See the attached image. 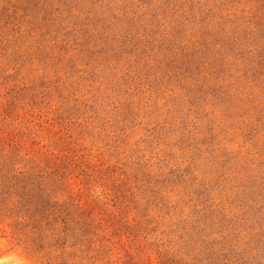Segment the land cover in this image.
Wrapping results in <instances>:
<instances>
[{
    "label": "rangeland",
    "instance_id": "374dc122",
    "mask_svg": "<svg viewBox=\"0 0 264 264\" xmlns=\"http://www.w3.org/2000/svg\"><path fill=\"white\" fill-rule=\"evenodd\" d=\"M173 6V0H0V113L6 112L8 97H22L13 106L21 115L7 121L15 122L8 136H15L17 145L1 142L0 153L44 156L41 169L46 156L56 166L67 155H82L70 161L64 183L53 177L54 189L57 185L68 211L79 212L92 232L90 239L80 232L69 239L73 246L60 261L264 264V47L249 30L253 23L242 24L260 3L213 4V9L234 11L240 19L229 25L248 35L239 51L229 53L220 90L203 88L200 70L211 69L207 52L179 47L182 56L161 48L156 55L139 54L148 46L140 42L156 43L163 30L173 29ZM27 19L34 28L41 22L40 28L27 33ZM214 35L211 31L208 37L211 50L217 46L210 44ZM72 55L84 65L69 74L65 68ZM186 55L197 66L187 63L183 77L173 76L174 64L186 63ZM135 74L142 85L134 88L128 76ZM84 76L92 81L86 83ZM60 77L71 82L62 97ZM121 93L128 99L133 95L128 106L138 112L122 138L118 127L110 133L103 123ZM67 94L72 119H65L69 130L63 137L59 129L65 120L59 116ZM136 157L143 164H135ZM106 161L127 178L120 193L102 178ZM7 231L0 228V264H36Z\"/></svg>",
    "mask_w": 264,
    "mask_h": 264
},
{
    "label": "trees",
    "instance_id": "16d2710c",
    "mask_svg": "<svg viewBox=\"0 0 264 264\" xmlns=\"http://www.w3.org/2000/svg\"><path fill=\"white\" fill-rule=\"evenodd\" d=\"M173 1L174 8L172 9L175 10L173 11L175 15L170 14L171 17H174L175 23L173 29L166 31L163 30L164 37L159 38L158 40H156V38H152V40L157 41L156 43H153L151 40L147 42V39L144 40L145 43L140 42L143 45L147 43L148 46H146V49L142 51L140 48L139 54L150 53L156 55V49L161 48L167 49L174 55L178 54L182 56V53H180L178 50L179 47L186 51H188L187 49L193 50V47H195L200 51L202 50L207 52L210 56V59L206 60V62H208L207 65L211 66V69L206 70L202 68L200 70L204 85V87H201L205 89L220 90L221 87L224 86L223 83L225 81V77L222 73L227 67L226 61H229V53L239 51L238 48L242 42V38L246 36L248 37L246 34H236L233 30V27L229 25L230 22L233 23L234 21H239L240 17H238L234 11L228 9L227 7H224V9L220 8V6H225L226 0H211V3L205 0ZM215 1H219L220 4L217 9H213V4ZM233 1L237 2L238 0ZM258 2L260 3V7L254 10L255 13L253 12L250 18L247 20L244 18L242 20V24L244 21L245 24L248 22L253 23L249 30L255 37L259 38L260 40L263 39L262 46L264 47V0H258ZM198 4L200 5L198 7L199 13L197 15V13L194 12V8L197 7ZM204 9L206 10L204 11ZM27 10L36 13L35 9L33 8H28ZM242 11L243 9L239 10V12ZM40 23L37 21L35 22L36 28H40ZM25 24L27 33L30 31L34 33L36 29L33 27L34 23L32 24V22L27 19L25 20ZM211 31H214L217 35H214L212 38L210 42L211 45L218 46L224 42L222 46L224 48L220 49V52L217 50V46H212L215 48L214 50L209 48L208 37ZM140 35L141 39L145 38V34ZM219 36H223V39L219 38ZM173 39L183 40L181 42H174ZM139 45L140 44L135 45V48H139ZM221 50L223 52H221ZM194 52L196 53L197 50H194ZM68 53L69 52H67V54ZM57 54L59 55V61H61L60 58L63 57L62 55L60 57V50ZM186 57V63H184V61H178L177 64H174L175 72L173 76L179 75L183 77V71L186 70L187 63L197 66V61L194 60L193 57H189L187 55ZM262 59L264 63V57ZM67 60L70 62V64L65 68L66 72L70 74L69 70L72 69L75 71H82L84 63L81 64L80 60L76 59V56L73 57L72 55L68 57ZM135 70L132 71L135 72ZM135 77H139V74H135L134 77L133 75L128 76L130 80L129 82L134 86V88L136 86L142 85V83L139 84L138 81L135 82ZM76 80L77 79L74 81ZM83 80L87 81L86 83L92 81H89L90 78L88 76H84ZM59 82L60 87L64 91H61L58 96L62 97L63 92H69L67 90L69 89L71 82H68L66 79H61V77ZM100 82L101 81H99V84H104ZM136 83L138 85H136ZM46 84H48V81ZM46 84L44 86H39H49ZM21 90L23 91L24 89ZM31 90L33 91L34 89ZM35 90H37V87ZM18 91L19 90H15V93ZM32 91L27 96L30 100L27 102V105L32 103V96H34ZM129 94L130 99L124 97L123 93H121L120 99L117 101L115 106V111H113L114 113L108 115V118H104L105 120L103 122L105 125V130H108L110 133L115 134L116 131L115 129L109 128L115 126L118 127L117 131L119 132L118 136L120 138L128 134V129L132 124L130 122L133 121L134 115H137L138 113L135 107L130 109L128 106L134 104V100L132 98L133 95L131 93ZM116 96L118 97V95ZM21 98L22 97H18L17 94L12 95V97H8L7 105L4 108L6 112L4 114L0 113V143L4 142L6 144H10L12 141L14 144H16L15 136H8L10 135V132H13L12 129L15 122L7 124V121L10 119L14 120V118H11L14 114L18 115V117L21 115L17 108H13V106L18 105V100ZM63 98H66L64 101L66 108L64 111H61L59 117L63 120L66 118V120H68V118L72 119V115L70 113L72 111V106L69 105L72 97L71 95L67 94ZM75 100L77 101L76 98L74 101ZM131 100H133V102ZM111 112L112 111H109V113ZM31 115H33V113ZM114 116L116 117L114 118ZM66 120L63 122V126L59 129L61 136L63 137L67 136V132L69 130V123H66ZM110 120H113V122H110ZM17 122L19 123V121ZM51 122L52 121H48L47 123L51 124ZM26 125L27 132L33 133V125L30 123H26ZM24 126L25 124H23L22 127L18 129V131L15 128L16 132H20V129L22 131ZM32 141H34V139H32ZM80 155V153H75L72 157L67 155L63 165H56L59 166L57 171L55 168L56 166L51 165L52 161L50 160L49 156H46L45 159L47 165L41 169L38 162H44V156L40 157L31 153H0V228H3V231H7L9 229L6 234L10 237L11 241L15 245L21 247L28 257L36 264H69V261L65 260L66 258H64V261H60L61 257L68 256L67 253L70 249L68 247L73 246V242L69 243V239L79 237L77 236V233L79 232L81 235H83V237L90 239L92 228L88 225V221L82 219L79 212L75 213L73 211H68L66 203L67 197L66 199H63L57 195V185H55L56 187L54 189L55 182L53 177L57 176L56 180H62L59 183H64V179L67 176L66 171L69 168L70 161H75V156L78 157ZM107 162L108 161L103 162L105 166L102 169V178L107 179L108 183L113 184V190L116 188V193H120L122 190L119 188V185H122V183L124 184L125 179L127 178L124 177L123 171H118V165L114 164L113 162ZM135 164H143L142 157H136ZM123 165L124 164H122V166ZM61 166L62 169L60 168ZM60 190L63 192L61 187L59 188V191ZM197 206H200L199 208H201L203 207V203H197ZM77 209H79V206ZM205 210L206 208L204 207L200 212L203 213ZM66 241H68L69 244H67Z\"/></svg>",
    "mask_w": 264,
    "mask_h": 264
}]
</instances>
